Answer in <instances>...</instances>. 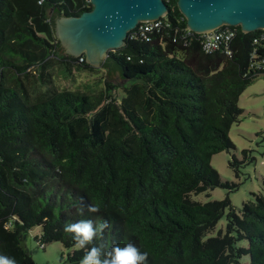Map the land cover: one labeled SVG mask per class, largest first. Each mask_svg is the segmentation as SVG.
<instances>
[{
    "label": "trees",
    "instance_id": "obj_1",
    "mask_svg": "<svg viewBox=\"0 0 264 264\" xmlns=\"http://www.w3.org/2000/svg\"><path fill=\"white\" fill-rule=\"evenodd\" d=\"M39 1L0 0V254L34 264L21 241L39 227V245L59 243L62 264H77L83 250L63 225L102 219L111 227L93 244L132 242L146 264H264L263 196L252 194L239 213L228 198H191L236 188L210 161L234 149L228 134L243 115L238 99L264 74L252 65L264 43L251 39L264 31L239 34L232 57L206 55L195 37L183 46L185 20L176 0H164L169 26L149 42L130 32L102 64L122 85L58 91L50 87L54 63L63 78L72 68L94 69L61 52L54 19L91 7ZM93 204L99 212L87 211ZM226 211L224 233L204 240Z\"/></svg>",
    "mask_w": 264,
    "mask_h": 264
},
{
    "label": "water",
    "instance_id": "obj_2",
    "mask_svg": "<svg viewBox=\"0 0 264 264\" xmlns=\"http://www.w3.org/2000/svg\"><path fill=\"white\" fill-rule=\"evenodd\" d=\"M91 9L78 17L54 19V36L64 55L84 57L99 67L109 52L125 46L139 23L167 15L164 0H87ZM186 28L203 34L224 26L250 34L264 31V0H176Z\"/></svg>",
    "mask_w": 264,
    "mask_h": 264
},
{
    "label": "rangeland",
    "instance_id": "obj_3",
    "mask_svg": "<svg viewBox=\"0 0 264 264\" xmlns=\"http://www.w3.org/2000/svg\"><path fill=\"white\" fill-rule=\"evenodd\" d=\"M77 59L79 63L82 61L80 57ZM92 69L94 70L76 71L72 68L68 78H63L60 65L54 63L48 70L51 79L50 87L58 91H85L99 89L104 80H109L114 85L123 84L119 73L109 72L102 65ZM113 96L116 97L115 92ZM237 105L243 110V115L239 123L230 128L228 134L234 149L214 155L210 161L211 167L217 171L221 181L235 185L236 188L234 190L215 188L206 193L192 195L191 198L202 204L228 198L231 207L239 213L243 203L253 201L252 194L264 197L262 186L264 179V74L259 75L246 87ZM243 151L246 153L245 156L242 154ZM233 159L240 162L236 169L229 165ZM226 214L227 211L214 229L206 234L204 240L215 237L218 232L224 233ZM40 232L39 227L31 229L21 241V248L29 254L34 264H62L61 256L65 257L66 250L59 243L39 245L36 238ZM240 246L247 247V244L242 242Z\"/></svg>",
    "mask_w": 264,
    "mask_h": 264
},
{
    "label": "clouds",
    "instance_id": "obj_4",
    "mask_svg": "<svg viewBox=\"0 0 264 264\" xmlns=\"http://www.w3.org/2000/svg\"><path fill=\"white\" fill-rule=\"evenodd\" d=\"M215 46V45H213ZM83 211V209H81ZM89 213L100 211L99 205H89ZM111 225L106 220L80 219L76 222H67L62 231L71 236L74 246L83 250V254L77 264H146L148 254L141 252L132 242L121 246L115 244L111 247L95 245L93 241L103 237L106 229ZM0 264H17L14 257L0 254Z\"/></svg>",
    "mask_w": 264,
    "mask_h": 264
},
{
    "label": "built area",
    "instance_id": "obj_5",
    "mask_svg": "<svg viewBox=\"0 0 264 264\" xmlns=\"http://www.w3.org/2000/svg\"><path fill=\"white\" fill-rule=\"evenodd\" d=\"M42 2L43 0H40L38 3L41 4ZM161 19H164V17L157 21L139 23L137 27L131 31L132 33L129 36V39H139L149 42L152 35L159 33L163 27L169 26L166 21H162ZM236 28L237 27L224 26L203 34H195L186 28L183 31L181 40L183 46H188L191 39L195 37L202 53L206 55L220 54L225 57H232L235 53L234 46L239 34L247 35L246 33L241 32V30L239 33ZM172 41L176 42V39H173ZM260 43H264L263 33H260L251 39L252 46L256 47V45H259ZM259 48L253 49V55L251 56L252 59L259 58V56L254 55V53L259 51ZM252 65L257 69L264 71V57H261L259 61H255Z\"/></svg>",
    "mask_w": 264,
    "mask_h": 264
}]
</instances>
